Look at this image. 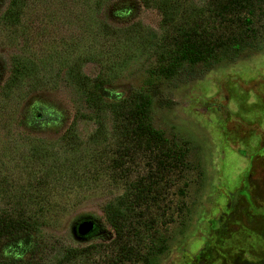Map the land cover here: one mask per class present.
<instances>
[{
	"label": "rangeland",
	"instance_id": "1",
	"mask_svg": "<svg viewBox=\"0 0 264 264\" xmlns=\"http://www.w3.org/2000/svg\"><path fill=\"white\" fill-rule=\"evenodd\" d=\"M170 1L180 7L206 2ZM8 4L0 0V20ZM260 18L264 23V15ZM160 21L156 6L141 0H30L18 27L0 23V212L10 201H22L37 217L36 236L48 246L51 262L65 249L78 248L87 253L73 264H107L115 235L103 206L138 179L153 182L159 192L147 211L154 220L148 230L153 240L146 263L125 264H264V26L257 24L254 47L235 60L159 85L153 125L186 151L189 167L182 174L159 171L151 154L118 139L109 115L103 119L104 141L90 144L96 119L66 81V71L81 63L84 75L106 77L113 95L129 96L145 86L155 48L105 55L109 39L102 26L138 25L161 37ZM16 55L36 63L39 80L5 98L2 88ZM74 120L81 150L66 153L62 136ZM35 147L65 166L53 167L56 175L66 173L64 182L49 181L40 190L47 194L44 202L35 185L26 183L27 165L44 168L34 163ZM126 151L121 169L114 171L113 160ZM41 204L48 210L40 213Z\"/></svg>",
	"mask_w": 264,
	"mask_h": 264
},
{
	"label": "trees",
	"instance_id": "2",
	"mask_svg": "<svg viewBox=\"0 0 264 264\" xmlns=\"http://www.w3.org/2000/svg\"><path fill=\"white\" fill-rule=\"evenodd\" d=\"M29 1L9 0L0 20L1 26L18 27ZM156 1L141 0L146 6H156L160 13L159 28L165 32L161 37L138 25L116 29L106 24L102 26L104 35L109 39L105 45V55L149 49L147 46L155 48L154 60L147 71L148 78L143 88L132 91L127 97H117L107 90L106 77L100 74L94 78L84 75L81 63L68 68L66 81L81 94L85 108L96 119L97 128L91 137V145L104 141L106 131L103 119L109 115L111 130L118 139L134 149L151 154L159 171L182 174L189 167L186 164V151L176 148L164 137V132L153 125V99L158 95V87L165 81L190 75L196 69H210L222 60L233 61L254 47L259 34L257 24L264 26V23H259L261 15H264V0H206L200 7H180L170 0ZM10 62V75L2 88L5 98H9L23 84L38 81L40 74L36 63L29 57L12 56ZM37 121L33 116L31 124ZM76 121L62 136L60 148L66 153L81 150ZM124 149L127 150L128 146ZM46 151L44 147H35L32 153L37 159L34 163L43 165L42 170L26 166L29 169L26 170V183L35 185L40 202H44L43 196H47L40 190L48 188L51 180L63 184L66 174L54 173L53 167L63 169L65 166L58 158L50 160L46 157ZM126 155H129L128 151L121 152L113 160L114 171L121 169V158ZM47 162L50 167H46ZM71 172L70 169L68 173ZM152 183L147 185L138 179L130 181L125 195L104 204L103 218L115 235L107 264L148 261L149 244L153 240L148 230L154 226V220L148 217L147 211L149 203L155 202L159 195ZM16 188L21 186L16 184ZM10 203L13 204L9 209L0 212V264H73L87 253V249L67 248L61 258L51 262L53 259L46 254L48 246L43 245L36 236L39 233L37 217L26 212L22 201L15 199ZM48 208L41 204L38 211L41 213ZM143 247L147 248L145 252ZM7 253L11 256H4Z\"/></svg>",
	"mask_w": 264,
	"mask_h": 264
}]
</instances>
